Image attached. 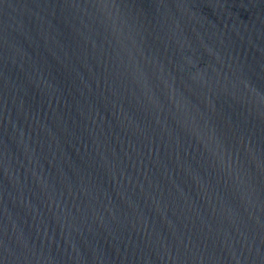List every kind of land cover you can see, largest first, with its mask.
<instances>
[{"label":"water","instance_id":"95a60500","mask_svg":"<svg viewBox=\"0 0 264 264\" xmlns=\"http://www.w3.org/2000/svg\"><path fill=\"white\" fill-rule=\"evenodd\" d=\"M0 264H264V0H0Z\"/></svg>","mask_w":264,"mask_h":264}]
</instances>
